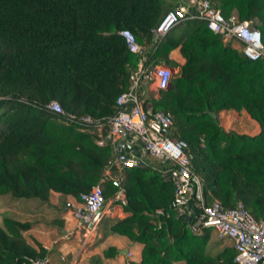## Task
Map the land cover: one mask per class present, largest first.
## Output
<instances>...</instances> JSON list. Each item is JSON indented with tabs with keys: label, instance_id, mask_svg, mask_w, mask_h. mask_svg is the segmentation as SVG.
<instances>
[{
	"label": "trees",
	"instance_id": "obj_1",
	"mask_svg": "<svg viewBox=\"0 0 264 264\" xmlns=\"http://www.w3.org/2000/svg\"><path fill=\"white\" fill-rule=\"evenodd\" d=\"M177 2L166 0H0V194L45 201L49 190L79 196L102 175L115 153L97 145L67 114L105 118L129 84L138 57L120 29L144 46V63L176 71L165 88L144 97V106L169 111L171 135L186 143L190 169L208 198L225 207L240 201L264 220V58L250 60L209 30L186 18L158 39L151 29ZM223 15L253 19L264 45V0H209ZM177 48L184 58L168 56ZM55 100L65 115L49 110ZM207 108V110H206ZM243 108L258 124L254 134L224 129L211 115ZM171 163H140L121 174L125 215L111 229L139 242L135 264H235L230 245L205 250L208 227L188 228V216L171 210ZM104 198L117 183L99 181ZM161 208L165 215H154ZM26 220L4 215L0 264H30L44 255L22 236ZM115 252L108 246L104 255Z\"/></svg>",
	"mask_w": 264,
	"mask_h": 264
},
{
	"label": "built area",
	"instance_id": "obj_2",
	"mask_svg": "<svg viewBox=\"0 0 264 264\" xmlns=\"http://www.w3.org/2000/svg\"><path fill=\"white\" fill-rule=\"evenodd\" d=\"M186 18H199L206 27L218 34L222 41L237 43L242 54L250 59L264 58V45L259 29L250 19H239L235 14L223 15L209 0H182L162 15L151 29L156 40L173 25ZM127 49L137 57L135 67L129 72L128 87L117 94V110L105 118L82 115H65L57 101L51 100L46 107L65 115V123L75 120L80 130L90 133L97 145L110 144L115 155L103 167L102 175L87 191L79 193L78 204L72 207L75 219L73 235L82 245L96 235L98 225L105 214L99 181L106 177L117 183V188L108 203L126 204L121 175L112 173L111 167L120 169L150 163L148 156L159 162L168 161V178L173 186L170 207L177 213L188 216V228L199 232L201 228L212 229L217 240L227 239L234 250L235 264H264V220L253 217L240 201L233 207L223 206L217 199L208 198L203 191L201 178L190 169L189 155L184 140L171 135L172 116L169 111L144 106V97L155 96L159 89L169 84L175 69L166 64L146 65L144 46L137 42L133 33L124 28L118 31ZM138 150V152H136ZM154 215H165L161 208ZM30 264H48L45 256L35 257Z\"/></svg>",
	"mask_w": 264,
	"mask_h": 264
},
{
	"label": "crops",
	"instance_id": "obj_3",
	"mask_svg": "<svg viewBox=\"0 0 264 264\" xmlns=\"http://www.w3.org/2000/svg\"><path fill=\"white\" fill-rule=\"evenodd\" d=\"M231 45L238 49L237 43ZM168 56L178 63L184 60L177 48L171 49ZM216 116L217 122L226 129L246 134H254L259 130L258 124L243 108L222 109ZM110 196L105 198V214L96 235L84 245L72 233L75 219L71 209L78 204L79 196L49 190L45 201L12 197L8 194H3L0 198L1 201L5 199L8 202L7 207L14 210L9 212L11 216L30 223L28 228L22 230V236L31 246H42L43 256L47 258L48 264H131V259L134 258L136 262L139 258L140 244L111 229L114 221L124 216L125 212L122 206L108 203ZM108 246L114 247L115 252L104 255L103 249Z\"/></svg>",
	"mask_w": 264,
	"mask_h": 264
},
{
	"label": "rangeland",
	"instance_id": "obj_4",
	"mask_svg": "<svg viewBox=\"0 0 264 264\" xmlns=\"http://www.w3.org/2000/svg\"><path fill=\"white\" fill-rule=\"evenodd\" d=\"M166 1H169V0H166ZM171 2L173 1H182V0H170ZM234 14V13H233ZM236 15V14H235ZM252 21V23L254 24L253 22V19H250ZM251 118V117H250ZM252 119V118H251ZM253 120V119H252ZM254 121V120H253ZM223 127V126H222ZM224 128V127H223ZM226 129V128H224ZM147 160L152 163V164H158L159 161L157 158L153 157V156H148L147 157ZM0 196L2 197L3 194H0ZM7 204L8 202L5 200V199H2L1 201V198H0V223H1V220L3 218V216L5 214H9V212L11 211H14L12 208H8L7 207ZM108 231V230H107ZM118 233V232H117ZM120 234V233H118ZM120 235H123V234H120ZM125 237H127L126 235H124ZM227 245H230L229 244V241L227 239H224V240H217L216 237H215V234L214 232L212 231V229L209 228L208 230V238H207V242L205 243V250L210 253V254H215L217 251L221 250L223 247L227 246ZM135 263V259H131V264H134Z\"/></svg>",
	"mask_w": 264,
	"mask_h": 264
},
{
	"label": "water",
	"instance_id": "obj_5",
	"mask_svg": "<svg viewBox=\"0 0 264 264\" xmlns=\"http://www.w3.org/2000/svg\"><path fill=\"white\" fill-rule=\"evenodd\" d=\"M206 110H207V108H206ZM211 115H213V117H214L215 120L217 121V116H216L214 113H212V112H211ZM136 152H138V150H136Z\"/></svg>",
	"mask_w": 264,
	"mask_h": 264
}]
</instances>
